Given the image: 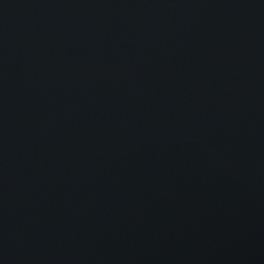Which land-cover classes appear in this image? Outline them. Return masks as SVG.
<instances>
[{
	"label": "water",
	"instance_id": "water-1",
	"mask_svg": "<svg viewBox=\"0 0 264 264\" xmlns=\"http://www.w3.org/2000/svg\"><path fill=\"white\" fill-rule=\"evenodd\" d=\"M0 264H264V0H0Z\"/></svg>",
	"mask_w": 264,
	"mask_h": 264
}]
</instances>
